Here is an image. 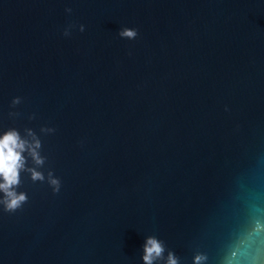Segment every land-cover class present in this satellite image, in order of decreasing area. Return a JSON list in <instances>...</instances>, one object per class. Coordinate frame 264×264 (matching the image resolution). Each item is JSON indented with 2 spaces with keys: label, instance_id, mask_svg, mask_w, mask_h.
<instances>
[{
  "label": "water",
  "instance_id": "95a60500",
  "mask_svg": "<svg viewBox=\"0 0 264 264\" xmlns=\"http://www.w3.org/2000/svg\"><path fill=\"white\" fill-rule=\"evenodd\" d=\"M8 127L37 132L61 188L21 173L0 264H143L148 235L224 264L264 218V0H0Z\"/></svg>",
  "mask_w": 264,
  "mask_h": 264
},
{
  "label": "clouds",
  "instance_id": "9594fccd",
  "mask_svg": "<svg viewBox=\"0 0 264 264\" xmlns=\"http://www.w3.org/2000/svg\"><path fill=\"white\" fill-rule=\"evenodd\" d=\"M71 13V8H66ZM74 24L68 25L63 35L70 36ZM85 26L79 25V31L83 32ZM121 38L135 39L138 32L135 28L123 27L118 31ZM22 102L19 96L13 97L11 109H15ZM10 118L20 116L18 111L10 110ZM35 119V114L28 117ZM55 128L41 126L40 133H54ZM42 141L37 132L31 127H24L23 134L15 127H8L0 132V208L7 213H15L28 202V195L24 191H18L22 183L21 173H27L33 183L46 182L53 193H58L61 188V180L54 175L51 168L47 169V175L41 169L44 168L47 157L41 154ZM143 264H180L173 250L167 248L165 242L155 235L145 237L143 244ZM208 257L205 253L197 252L193 255V264H206ZM264 259V218H254L248 232L239 240L238 244L230 249L225 257L224 264H260Z\"/></svg>",
  "mask_w": 264,
  "mask_h": 264
}]
</instances>
